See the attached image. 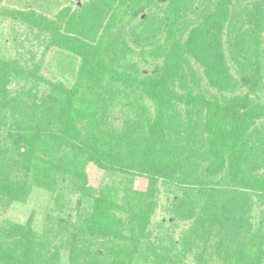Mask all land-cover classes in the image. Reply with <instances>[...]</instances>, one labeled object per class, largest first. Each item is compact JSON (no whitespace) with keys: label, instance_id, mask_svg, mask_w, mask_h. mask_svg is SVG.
<instances>
[{"label":"trees","instance_id":"16d2710c","mask_svg":"<svg viewBox=\"0 0 264 264\" xmlns=\"http://www.w3.org/2000/svg\"><path fill=\"white\" fill-rule=\"evenodd\" d=\"M125 1L112 14L119 17ZM169 3L177 18L200 12L194 0ZM113 4L91 6L94 33L101 25L108 39L116 23L101 21L113 18ZM202 10L204 22L183 40L155 39L138 51L128 39L118 41L122 28L112 43L101 36L70 39L68 29L54 35L49 28L50 45L66 46L68 39L81 54L78 81L70 86L0 54V122L14 154L0 156V213L25 202L33 186L54 193L56 207L40 231L31 214L22 223L0 219V264H61L65 258V264H187V256L191 264H262L264 206L259 219L250 214L253 200L264 202V133L254 127L264 117L255 94L264 90V0H206ZM225 23L231 30L223 31ZM229 30L226 42L237 50L232 62L223 44ZM151 36L135 37L145 46ZM105 43L116 45L106 55ZM136 55L160 64L146 74ZM250 78L259 81L253 98L237 92ZM118 84L136 97L128 112L137 119L126 111L116 127L104 124L103 114L96 118V109L83 111L82 104L106 94L104 87ZM145 96L155 109L143 105ZM88 161L118 178L90 185L83 170ZM245 167L254 171L251 180ZM138 177L146 179L144 189L133 188ZM161 186L177 191L167 208L171 220L190 221L177 237L166 222L150 225ZM66 189L77 193L73 218L58 208Z\"/></svg>","mask_w":264,"mask_h":264},{"label":"rangeland","instance_id":"374dc122","mask_svg":"<svg viewBox=\"0 0 264 264\" xmlns=\"http://www.w3.org/2000/svg\"><path fill=\"white\" fill-rule=\"evenodd\" d=\"M111 1H113L114 6L110 9L108 15H111L116 4L120 3L119 0ZM105 2H108V0H101V3ZM99 3L100 0H0V54L7 52L6 55L9 58L18 60L22 65L28 67L32 65L34 67L36 66L43 77L53 82L61 80L64 86H70V84L78 81L77 73L80 68L81 54L74 51V49H72L73 47H69L73 44L68 39L66 46L58 47L56 45H50L49 38L51 35L49 28L54 27L52 29L54 35L55 31L61 34L68 29L67 33L64 35L67 34L66 36L70 39L78 36L83 40L89 41V38L101 36L105 41L110 40L111 43L114 42L116 38L113 37V35L122 28L121 35H124V38L122 40L120 38L118 41H126L128 39L130 45L134 46L135 50L138 51L139 47H144L145 49L151 48L155 39H161L162 41H165L166 38L183 40L188 34L189 29L197 26V23L204 20V12L202 9L206 4V0H203V3L201 0H194V4L199 6L200 12L194 15L190 13L188 17L184 16L178 18L175 15L172 16V12L169 8V0H126L122 3L123 6H121L124 11H122L120 15L117 14L119 17L112 14L113 18L111 17L109 19L110 16H104V19L101 21L103 26L109 20L112 21V19L116 23L110 30L111 39H108V35L106 34L102 35L103 31L101 25L98 28V33H94L93 31L96 30L94 28V22L97 18L93 16L94 12L91 6L94 5L98 7ZM128 5H130V7L125 10L123 7L127 8ZM115 10L118 11L119 8ZM17 11H19V13ZM119 18L121 21H119ZM230 25L232 24L225 23L223 31L226 29L231 30V28H228ZM205 27L206 25L204 24L201 29L203 30ZM230 30L226 31L227 33L225 32L223 44L225 47V56L229 62H232V54L237 50L229 49L230 44L226 42L229 37H232L233 33ZM151 34H154V36H151ZM138 35H143L145 37L150 35L151 39L144 42L145 46H142V42L140 40L138 41L135 37ZM119 44L120 43H117V45ZM104 45L108 48L104 50V55L116 47V45L113 47L110 43H105ZM166 47H168V44H166ZM236 54H238V52ZM144 59L146 61H144ZM144 59L140 56H135V60H137L141 71L146 74H152L154 66L160 64V62L153 61L150 56H146ZM233 71L235 70L233 69ZM261 75L263 78L259 81L264 83V73ZM235 77H237L236 73ZM253 79L254 78H250L246 83H243L242 88L238 89L237 92L246 93L249 97L253 98L254 92L250 90H255L259 82H253ZM105 81L108 80L105 79ZM43 82H39L41 88L45 85ZM103 89L106 94L101 98L100 96H94L97 100L94 101V103H90V105L82 104L83 108L86 107L83 111H87L88 107H90L89 110L96 109V118L103 114L102 121H105L104 124L109 122L119 127L122 124L123 113L132 109L131 101L136 100V97L129 95L127 87L123 86V84L110 87L107 86ZM255 94L257 96L256 102H261L264 106V90H259L255 92ZM144 104L150 105V111L155 109L154 103L147 97L143 99V105ZM128 116L134 119L138 117V115L133 112H128ZM115 118L117 119L114 120ZM254 127L258 128L261 133H264V117L257 119L254 123ZM11 150H13V145L6 136V131L3 130V125L0 122V156L4 158V155L7 153L13 154ZM12 156H14V154ZM85 164L83 170L87 172L88 183L94 187L101 182L102 184H109L112 180L118 178L115 173L112 174L102 170L95 162L88 161ZM244 169L246 170V175L249 180H251L254 171L248 173L246 167ZM262 170L261 168L258 172L261 173ZM145 185L146 179L138 177L134 181L133 188L144 189ZM160 190L161 192L158 196L157 205L151 215L150 225L154 226L158 223L166 222L170 227L173 226V235L177 237L180 231L190 224V221L179 219L173 222L171 220L173 214L172 212H168L167 208L170 207L171 200L175 197L177 191L169 192V190H165L162 186ZM64 193L65 195L67 194V197L62 195V197L59 198L58 208H60L62 212H65L66 215L73 218L75 214L73 206L77 193H67V189L64 190ZM52 198H55L54 193L44 188L33 186L27 200L22 203H11L5 211L0 213V219L7 218L22 223L31 214L33 217V228L36 231H40L41 226L44 224L45 215L56 212V207L53 206L54 199ZM252 203L254 208L250 216L252 220H256L260 218V206H264V202L261 201L258 204L253 200ZM50 208H53L52 212L49 211ZM162 231L164 232V229H162L161 232ZM164 243L170 246L169 241ZM169 249H171V247ZM100 251L106 256L107 251H105V249L101 248ZM65 259H62L61 264L66 263ZM184 262L191 264L193 263V258L191 259V256H187L184 258ZM262 264H264V259Z\"/></svg>","mask_w":264,"mask_h":264}]
</instances>
